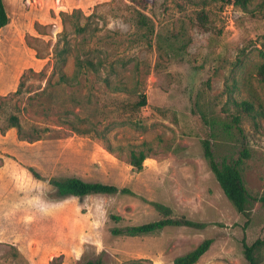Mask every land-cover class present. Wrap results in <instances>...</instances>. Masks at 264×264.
<instances>
[{
  "label": "rangeland",
  "instance_id": "374dc122",
  "mask_svg": "<svg viewBox=\"0 0 264 264\" xmlns=\"http://www.w3.org/2000/svg\"><path fill=\"white\" fill-rule=\"evenodd\" d=\"M71 1L67 10L56 0L45 7L57 22H36L31 30L24 21L43 0H4L10 22L0 28V72L6 75L0 87L7 85L0 91V264L98 258L102 264H173L204 238L213 242L198 264H248L242 242L264 236V204L255 202L248 215L235 209L203 156L202 141L210 140L216 161L247 148L244 184L252 195L264 194V83L257 72L264 60V0H252L245 10L219 0ZM74 8L91 15L96 31L69 30L63 67L69 80L59 82L53 50L63 29L60 13ZM26 46L50 60L18 76L17 52ZM76 57L101 65L78 70ZM141 95L143 106L137 104ZM228 96L260 111L254 119L242 113V135ZM10 115L18 117L20 133L8 127ZM130 150L147 155L140 169L130 164ZM60 176L134 194L59 198L49 179ZM149 201L207 225L133 237L110 233L113 226L158 219ZM112 214L122 220L114 222ZM259 258L264 264V246Z\"/></svg>",
  "mask_w": 264,
  "mask_h": 264
},
{
  "label": "trees",
  "instance_id": "16d2710c",
  "mask_svg": "<svg viewBox=\"0 0 264 264\" xmlns=\"http://www.w3.org/2000/svg\"><path fill=\"white\" fill-rule=\"evenodd\" d=\"M219 1L223 4H232L241 8L242 10H245L252 0ZM60 15L63 29L59 34L53 50V70L58 74L59 82H66L69 80V78L63 71V67L66 64L68 55L71 51V44L68 40L69 30L75 35H93L95 34L96 28H90L88 21L91 18V15H85L80 8H74L71 12H61ZM9 22L10 16L6 9L4 0H0V28L6 26ZM198 22L201 27H206V15L204 12L199 13ZM259 56L264 59V48L259 49ZM75 64L78 70L88 69L96 71L98 70V66L101 65V61L94 62L87 57H76ZM257 72L260 80L264 83V60L257 66ZM107 84L109 85L110 83L107 82ZM112 87L118 91L124 88L118 85H112ZM16 92L17 90L15 93ZM228 100H230L236 110V114L232 115V122L235 125V128L238 130V133L242 135L243 131L238 126L240 116L243 115L242 113L254 119L256 114H259L260 111L256 109L255 105L249 100L243 99L237 101L233 98L231 99L230 96H228ZM137 104L139 106L145 105L146 96L141 95V98ZM8 122L9 128H16L17 132L20 133L21 125L17 116L10 115ZM202 150L203 156L206 159L208 166L217 180L222 192L239 213L248 215L255 202L264 204V194L261 196L252 195L247 190L241 175V168L244 160L250 156L249 150L247 148L241 149L237 157H225L222 158L221 161H216L209 139H204L202 141ZM146 157L147 155H145L142 150H139L138 152L135 150H130V164L135 166L137 169L142 167L143 160ZM29 170L35 177L39 178L38 173L33 168L29 167ZM49 184L53 187L56 196L59 198L67 196L83 198L90 194H134L127 187H118L113 184H107L98 181H87L77 176L51 177L49 179ZM149 203L159 214L160 217L158 219L138 224L113 226L110 229V233L113 236L133 237L159 231L166 227L184 226L202 229L207 225L205 222L194 221L185 217L184 215L175 214L174 210L164 203L158 201H149ZM110 217L116 223L122 220V217L117 214H112ZM212 242V238H204L191 250L175 256L172 260L173 264L197 263L201 256L209 249ZM263 246L264 236L262 238L256 239L251 244H247L245 241L242 242V253L248 264H262L259 254ZM85 264H102V261L100 258H98L96 260H88L85 262Z\"/></svg>",
  "mask_w": 264,
  "mask_h": 264
},
{
  "label": "crops",
  "instance_id": "0c3cea01",
  "mask_svg": "<svg viewBox=\"0 0 264 264\" xmlns=\"http://www.w3.org/2000/svg\"><path fill=\"white\" fill-rule=\"evenodd\" d=\"M61 8H64L65 10H67L68 6H69V2H72L71 0H56ZM55 0H43V6L38 10H34L35 15L33 17H31V14L29 13L27 15L28 19L26 21H24L26 24L24 25L27 29H31L33 30V25L37 22L41 25H46L48 23H52V22H57L58 17H51L49 14H46V11L44 10L45 7L46 8H50L52 6L55 5ZM48 3H51L48 7ZM74 7H81L83 8L80 4L75 5ZM33 13V14H34ZM31 30H29V32L35 36H39V37H44L42 35H39L37 32H32ZM17 54L19 55L18 58L16 60H18V65L17 67H20L18 69V76H20V74L22 73V71L26 68H34L35 70H40L42 69L45 65L48 64L49 62V57H45V56H36V50L26 46L25 48L19 50V52H17ZM15 60V61H16ZM0 71H1V67H0ZM17 76V78H18ZM6 75L3 72H0V79L3 78L5 79ZM6 82L4 81V84L0 87V91L3 92V88H5ZM208 252V250L202 255V257L198 260V262L203 259L204 255ZM195 263V264H198Z\"/></svg>",
  "mask_w": 264,
  "mask_h": 264
}]
</instances>
